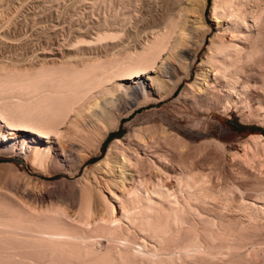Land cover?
Here are the masks:
<instances>
[{
  "label": "bare ground",
  "instance_id": "6f19581e",
  "mask_svg": "<svg viewBox=\"0 0 264 264\" xmlns=\"http://www.w3.org/2000/svg\"><path fill=\"white\" fill-rule=\"evenodd\" d=\"M86 1L89 18L76 30L90 38L66 41L70 51L59 62L0 60V152H13L42 170L71 161L74 177L68 189L36 193L28 188L30 177L0 164L10 168L0 174V264L264 262V203L260 197L262 204L241 200L242 218H227L234 200L229 189L213 185L197 169L199 147L191 149L178 135L148 124L132 131L145 145L161 137L174 158L159 152L146 166L121 137L99 150L122 116L127 125L140 114L135 108L173 93L181 79L171 80L168 62L182 60L187 47L191 63L198 60L209 32L205 8L216 32L209 36L200 86L191 98L224 99V108L245 105L259 83L258 100L264 102V0ZM182 71L187 77L188 65ZM142 76L159 97L147 95ZM116 97L125 106L121 112L112 106ZM247 135L243 159L250 162L251 144L264 145V137ZM172 161L179 168L170 174ZM22 176L28 187L20 188ZM215 203L219 212L210 207Z\"/></svg>",
  "mask_w": 264,
  "mask_h": 264
},
{
  "label": "rangeland",
  "instance_id": "374dc122",
  "mask_svg": "<svg viewBox=\"0 0 264 264\" xmlns=\"http://www.w3.org/2000/svg\"><path fill=\"white\" fill-rule=\"evenodd\" d=\"M87 4L89 5L86 0H0V60L8 59L14 62L20 60L19 62L23 65H28L29 62L49 65L59 62L70 51L67 49L69 47H65L66 41L76 39L77 36V39L90 38L86 33L85 36L84 32L80 33L79 30H76L78 25L85 22L88 17L90 6L87 7ZM204 20L209 25V32L204 45L197 52L196 58L198 60L191 63L192 49L187 47L182 52V60L170 63L167 61V66L170 67L171 72L168 75H171V80L181 79L176 87V93L173 92L163 99L149 101L135 108V111L141 110L140 114L134 116L135 118L130 120L129 125L118 123L115 129L108 131L111 135L108 139H103L99 150L104 152L110 140L121 137L128 148L127 150L132 153L134 149H137L143 159L147 160L146 166H148V161L151 158L157 159V153H164L174 158L175 152L163 143L164 141H161V137L153 141L148 139L145 145L138 134L132 130L153 124L161 130L160 132L178 135L191 149L193 147L200 148L201 153L194 157L197 169L208 173L213 185L229 189L235 204H233V210L226 213L227 218L240 219L243 216L238 211L242 207L241 200L256 202L257 204L264 203V145H261L260 141L254 142L255 145L252 143L251 161L245 162L243 159L246 148H244L245 137L250 132H260L250 130L248 127H241L252 124L264 130V102L258 100L262 95V91L256 87L260 85L259 83L250 89L251 93L248 94L249 98L245 105L231 103L230 106L224 108V99L213 103H201V101L191 98L190 91L197 90L200 86L201 80L197 77L201 67H205L201 65V59L203 60L204 52L209 43V36L216 32L215 24L209 18L208 8L204 9ZM186 64L188 65L187 77L184 74L186 71H182L186 68ZM142 77L144 87L148 91L147 95L159 97L151 81L146 79V76ZM120 98L116 97L117 101L114 99L113 103L111 102L117 112L123 111L125 107L121 108L122 99ZM141 99L142 97H139V100ZM121 119L127 120V117L122 116ZM127 134L130 135L129 139H126ZM232 151H235L236 154L231 155L230 152ZM74 153L73 150L70 154L73 159L76 158ZM98 158L99 153L92 154L84 160L83 165L79 166V171H84L85 167H89ZM172 162L168 164L170 174L173 173L174 169L179 168L176 162ZM5 163L12 164L15 170L24 173V175L22 174L24 177H30L28 178V181L30 180L29 187L27 186L29 183L27 178L25 179L23 176L20 178V188L26 185L36 193L41 191L53 192L61 188L68 189L67 182L74 180V177L69 173L73 167L71 161H65L63 166L46 167L47 169L42 170L24 162L13 152H0V164ZM8 170L10 168L0 167V174L3 175ZM168 177H166V181L174 184V178ZM31 178L43 179V184L36 181L38 185H35L37 183ZM23 183L25 184L21 186ZM210 207L215 212H219V204L215 203ZM240 211L242 210L240 209ZM262 230L260 238L264 237V228ZM102 240L104 244H107L105 239ZM253 264H264V262L260 261Z\"/></svg>",
  "mask_w": 264,
  "mask_h": 264
},
{
  "label": "trees",
  "instance_id": "16d2710c",
  "mask_svg": "<svg viewBox=\"0 0 264 264\" xmlns=\"http://www.w3.org/2000/svg\"><path fill=\"white\" fill-rule=\"evenodd\" d=\"M207 1L210 2L209 0H207ZM175 91H176V88L174 89L173 92L176 93ZM121 120H122V122L124 121V119H121ZM122 122H121V124H122ZM242 125H244V124H242ZM241 127H248L250 130H257L260 133H262V135L264 136V130L259 126H255V125L251 124V125H246V126H241ZM260 133H256V134H260ZM251 134H254V133H251ZM110 135H111L110 133H107V135L105 136V139H108Z\"/></svg>",
  "mask_w": 264,
  "mask_h": 264
}]
</instances>
